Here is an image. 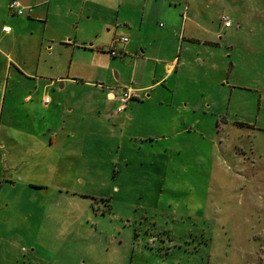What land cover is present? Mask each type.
Wrapping results in <instances>:
<instances>
[{"label":"rangeland","instance_id":"obj_1","mask_svg":"<svg viewBox=\"0 0 264 264\" xmlns=\"http://www.w3.org/2000/svg\"><path fill=\"white\" fill-rule=\"evenodd\" d=\"M183 1L181 63L117 122L94 95L119 88L88 57L71 81L43 23L2 9L0 264H264V0ZM193 20L213 33L207 57Z\"/></svg>","mask_w":264,"mask_h":264},{"label":"crops","instance_id":"obj_2","mask_svg":"<svg viewBox=\"0 0 264 264\" xmlns=\"http://www.w3.org/2000/svg\"><path fill=\"white\" fill-rule=\"evenodd\" d=\"M15 1L24 8L31 21L43 23V33L48 34L52 40L45 49L46 58L52 63L57 57L63 63L69 62L68 76L71 81L79 82L82 79L80 66L84 57H88L90 67L97 75L95 79L109 87L128 88L132 94L130 100L144 102L148 97L147 93L157 90L163 81L168 82L175 65L181 63L183 43H180L178 50V41L184 39L187 21H192L191 18L185 19L189 7L183 0H66L64 11L62 7L53 6V2L58 0ZM8 2L9 0H0V12L3 8L9 9ZM192 15L194 16L193 13ZM51 17L56 20L52 21L53 27L50 28ZM17 23L20 27L27 25L23 18H19ZM193 23L194 30L189 31L187 43L198 44L202 48L198 51L199 56L204 54L207 57L211 52L210 38L213 33L210 27L199 25L195 21ZM148 24H152L162 39L156 46L143 40L141 35ZM3 28L8 31L4 32ZM230 28L231 26L228 29ZM195 29L199 33L196 34ZM19 31L20 29L16 34ZM11 35H15L11 27L6 24L0 27L1 38ZM123 36L128 38V42L119 46L118 56L112 57L107 52L112 39ZM165 38H172L173 41L167 43L163 41ZM157 39L158 37L153 38L154 41ZM15 46L13 43V48ZM38 46L43 48L41 40L36 43V47ZM189 50L187 45L186 51ZM41 57V51L30 53L29 62L36 61L39 64ZM159 68L162 70L161 75ZM149 72L152 76H149ZM108 93L103 88H96L94 96L97 97L100 112L105 120L122 121L125 111L134 105L129 100L125 109L118 111V101L109 99ZM43 100L50 103L47 96ZM67 137L74 139V132L67 134ZM89 139L109 138L94 134L89 135Z\"/></svg>","mask_w":264,"mask_h":264},{"label":"built area","instance_id":"obj_3","mask_svg":"<svg viewBox=\"0 0 264 264\" xmlns=\"http://www.w3.org/2000/svg\"><path fill=\"white\" fill-rule=\"evenodd\" d=\"M9 9L11 11H13L16 15L21 16L24 14V9L20 6V4L15 1L12 0L9 3ZM222 22L224 24L225 28H229L230 25V21L226 18L223 17L222 18ZM4 32H7L8 29L7 28H3ZM128 42V38L127 37H118V38H114L112 39L109 48L107 49V52L112 56V57H116L119 54V46L122 44H126ZM109 97L111 99L113 98H117L120 106L118 107V111H123L125 109L126 104L128 103V101L132 98V94L130 93V91L128 90V88H123V89H119V92L116 93H109Z\"/></svg>","mask_w":264,"mask_h":264}]
</instances>
